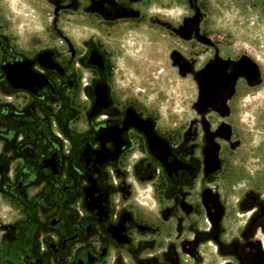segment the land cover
Wrapping results in <instances>:
<instances>
[{"label": "flooded vegetation", "instance_id": "af4514ba", "mask_svg": "<svg viewBox=\"0 0 264 264\" xmlns=\"http://www.w3.org/2000/svg\"><path fill=\"white\" fill-rule=\"evenodd\" d=\"M250 1L233 2L252 14L239 29L209 20L216 0H33L47 23L20 50L0 20V264H264ZM132 34L190 90L184 117L116 85Z\"/></svg>", "mask_w": 264, "mask_h": 264}, {"label": "rangeland", "instance_id": "374dc122", "mask_svg": "<svg viewBox=\"0 0 264 264\" xmlns=\"http://www.w3.org/2000/svg\"><path fill=\"white\" fill-rule=\"evenodd\" d=\"M235 0H216L214 9L210 10L211 22H221L233 24L239 29L249 27L252 14L250 10H243L233 4ZM251 3L250 0H248ZM37 4L33 0H0V20L4 25V32L9 40V44L20 50V37L27 39L32 32L40 30L43 37V29L46 25V18L39 17ZM249 39H254V43L260 46L264 56V26L261 28H249ZM149 39L144 37H127L119 42L120 49L118 61L119 75L114 81L117 86L123 88H137L144 90L152 103L158 105L160 111L169 118L184 117L183 110L191 103L190 90L184 89V84L177 79L169 69L161 70L157 59L150 54L151 45ZM251 103L264 107V89ZM251 134V133H250ZM259 140L258 133L255 134ZM262 136V135H261ZM236 194H232V200ZM1 220L10 224L16 219V213L3 207Z\"/></svg>", "mask_w": 264, "mask_h": 264}, {"label": "water", "instance_id": "95a60500", "mask_svg": "<svg viewBox=\"0 0 264 264\" xmlns=\"http://www.w3.org/2000/svg\"><path fill=\"white\" fill-rule=\"evenodd\" d=\"M16 65L7 64L2 67L6 73V81L15 89L19 88L20 85L17 84L18 77L16 73ZM14 68V69H13Z\"/></svg>", "mask_w": 264, "mask_h": 264}]
</instances>
